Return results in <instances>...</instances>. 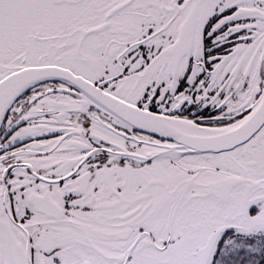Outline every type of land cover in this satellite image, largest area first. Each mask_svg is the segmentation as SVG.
I'll return each instance as SVG.
<instances>
[{"label": "snow or ice", "instance_id": "obj_1", "mask_svg": "<svg viewBox=\"0 0 264 264\" xmlns=\"http://www.w3.org/2000/svg\"><path fill=\"white\" fill-rule=\"evenodd\" d=\"M0 264H264V0H0Z\"/></svg>", "mask_w": 264, "mask_h": 264}]
</instances>
